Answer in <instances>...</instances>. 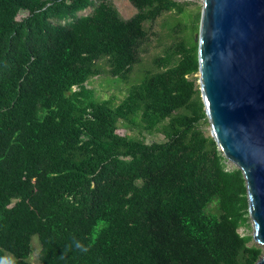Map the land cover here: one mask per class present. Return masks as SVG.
<instances>
[{
    "label": "trees",
    "instance_id": "trees-1",
    "mask_svg": "<svg viewBox=\"0 0 264 264\" xmlns=\"http://www.w3.org/2000/svg\"><path fill=\"white\" fill-rule=\"evenodd\" d=\"M129 1L137 11L125 18L114 0H0V264H34L35 236L39 264H255L263 253L239 230L250 220L244 174L204 128L200 11L192 36L120 103L89 87L101 62L129 82L155 22L183 11Z\"/></svg>",
    "mask_w": 264,
    "mask_h": 264
},
{
    "label": "water",
    "instance_id": "water-1",
    "mask_svg": "<svg viewBox=\"0 0 264 264\" xmlns=\"http://www.w3.org/2000/svg\"><path fill=\"white\" fill-rule=\"evenodd\" d=\"M200 12V95L219 150L246 179L264 264V0H204Z\"/></svg>",
    "mask_w": 264,
    "mask_h": 264
},
{
    "label": "rangeland",
    "instance_id": "rangeland-1",
    "mask_svg": "<svg viewBox=\"0 0 264 264\" xmlns=\"http://www.w3.org/2000/svg\"><path fill=\"white\" fill-rule=\"evenodd\" d=\"M183 4V11L176 13V11H170L164 13L154 24V31L156 34L152 38V42L149 44L148 51L142 54V62L135 66L134 72L130 78V81H123L120 78L113 77L107 72V66L104 62H101L103 65V72L101 75L92 78L89 82V87L93 88L96 92V95L99 99L112 100L115 104L120 103L124 97L128 94L129 86L133 83L138 82L144 72L147 69H154L155 67V58L158 55L164 54V49L177 40L182 38L189 39L191 35V30L189 27L190 18L192 15L197 13V11L202 10L204 0H178ZM116 6L125 18L131 17L137 9L129 0H114ZM89 10L85 11L88 12ZM27 12H21L18 18L25 16ZM180 22V24H178ZM177 24V28L172 30V25ZM171 26V27H170ZM175 26V27H176ZM198 34L195 33V37ZM144 75V74H143ZM199 75L198 73L196 74ZM134 83V84H135ZM204 128L207 133H210V124H205ZM120 134H131L140 138H143L146 142L152 141H161L165 140L166 137L162 132H156L154 134H149L144 130H141L140 127L132 126L128 128L124 125H121L118 129ZM230 162V166H232ZM240 232L242 234H253V225L251 219L244 226L240 227ZM34 252L31 256V261L34 264H39L38 255L41 248L38 236L33 238ZM258 243L253 239L250 242V245Z\"/></svg>",
    "mask_w": 264,
    "mask_h": 264
},
{
    "label": "clouds",
    "instance_id": "clouds-1",
    "mask_svg": "<svg viewBox=\"0 0 264 264\" xmlns=\"http://www.w3.org/2000/svg\"><path fill=\"white\" fill-rule=\"evenodd\" d=\"M76 247H77L78 249L82 250V251H87V249L84 248L80 243H77V244H76Z\"/></svg>",
    "mask_w": 264,
    "mask_h": 264
}]
</instances>
